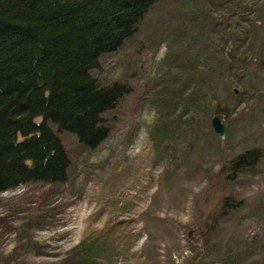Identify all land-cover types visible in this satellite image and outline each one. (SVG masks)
<instances>
[{
    "label": "rangeland",
    "instance_id": "rangeland-1",
    "mask_svg": "<svg viewBox=\"0 0 264 264\" xmlns=\"http://www.w3.org/2000/svg\"><path fill=\"white\" fill-rule=\"evenodd\" d=\"M193 1L202 0L156 4L133 37L100 57L93 71L100 83L125 80L130 86L106 115L108 134L92 150L61 134L70 157L65 182L0 192V252L23 244L17 264H219L226 247L240 245L253 231L264 233V107L249 99L257 94L240 95V87L228 84L236 79L213 63L201 77L212 104L227 106L228 117L220 113L224 138L212 132L214 113L202 104L192 123L182 116L177 130L151 137L159 117L154 94L177 73L162 59L176 49L170 29L186 22ZM194 47L192 42L185 50ZM243 76L263 88L253 68ZM249 147L262 149L259 161L222 192L243 204L210 238L211 246L195 255L190 237L220 194L213 174L224 159ZM249 264H264V256Z\"/></svg>",
    "mask_w": 264,
    "mask_h": 264
},
{
    "label": "trees",
    "instance_id": "trees-1",
    "mask_svg": "<svg viewBox=\"0 0 264 264\" xmlns=\"http://www.w3.org/2000/svg\"><path fill=\"white\" fill-rule=\"evenodd\" d=\"M162 1L0 0V192L29 183L65 182L70 157L61 134L72 135L86 150L106 137V115L130 86L125 80L100 83L93 71L100 57L120 49ZM191 3L186 22L170 29L176 49L162 59L168 67L174 64L177 73L154 94L160 118L151 126V137L154 131L177 130L182 116L192 123L201 104L228 117L227 106L212 104L205 92L201 74L213 63L236 79L228 84L240 87V95L255 93L259 98L250 97V102L264 107V86L249 85L243 76L251 67L264 85V0ZM192 42L194 50L187 52ZM261 155L259 147L242 149L213 174L212 185L220 194L190 237L195 255L211 246L210 238L243 204L223 194L224 188L252 169ZM244 238L223 250L219 264H249L264 256V233L253 231ZM21 246L0 252V264H17Z\"/></svg>",
    "mask_w": 264,
    "mask_h": 264
},
{
    "label": "water",
    "instance_id": "water-1",
    "mask_svg": "<svg viewBox=\"0 0 264 264\" xmlns=\"http://www.w3.org/2000/svg\"><path fill=\"white\" fill-rule=\"evenodd\" d=\"M209 126L212 132L219 138L223 139L225 135L226 123L222 120L220 113H214L209 119Z\"/></svg>",
    "mask_w": 264,
    "mask_h": 264
}]
</instances>
